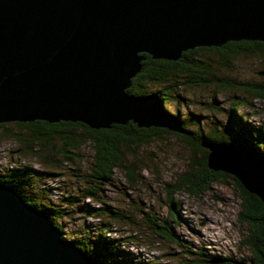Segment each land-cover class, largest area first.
Returning a JSON list of instances; mask_svg holds the SVG:
<instances>
[{"label": "water", "instance_id": "water-1", "mask_svg": "<svg viewBox=\"0 0 264 264\" xmlns=\"http://www.w3.org/2000/svg\"><path fill=\"white\" fill-rule=\"evenodd\" d=\"M241 40L264 42V0H0V123L99 129L132 121L184 134L156 93L126 91L140 54L175 61L189 49ZM202 145L210 169L234 175L264 201V169L244 146ZM0 264L99 263L0 184Z\"/></svg>", "mask_w": 264, "mask_h": 264}, {"label": "trees", "instance_id": "trees-1", "mask_svg": "<svg viewBox=\"0 0 264 264\" xmlns=\"http://www.w3.org/2000/svg\"><path fill=\"white\" fill-rule=\"evenodd\" d=\"M212 50L222 53L228 60L240 52L264 53V42L241 40L229 41L220 47H196L183 52L175 61L155 59L147 53H141L143 57L141 69L131 78L126 91L133 96L156 93L162 103H170L178 102L182 98L178 92L181 85L192 88L211 84L219 88H228L236 82L219 79L220 77L211 70L208 61L202 59L203 52ZM243 83L237 84L248 92H253L257 97L264 98V83ZM172 114L182 121L186 133L162 127H138L132 121L123 125L113 123L108 128L99 129L72 121L11 122L19 129L27 131V134L17 137L20 143L19 152L38 158L40 162L54 170L59 169L64 162L76 163L75 151L87 142L93 150L92 162L84 173L80 167L75 169L76 172H80L77 176L82 183L76 190L69 191L67 195L63 194L61 202L50 197L51 189L43 186L44 183L38 184L40 177L37 178L30 167L1 168L0 184L12 186L28 205L46 212L54 227L61 232L62 238L72 242L97 263L154 264L152 261L145 262L123 247L126 238L110 235L113 223H118L129 216L109 205L101 193L103 186L111 183L113 172L118 167L125 166L127 176L134 181V164L125 165L124 148L128 149L131 145L143 146L154 139L161 140L163 133L174 134L182 139L191 151V156L188 158L187 168L176 175L172 191L175 193L184 190L192 195H198L208 190L210 184L217 181L225 182L226 178L230 177L242 199L237 217L244 230L242 242L251 249L255 264H264V201L256 193L246 189L234 175L210 169L207 165L209 150L202 145L215 142L244 146L252 159L264 169V126L250 125L247 118L236 114L234 107L231 108L225 124L220 123L207 129L201 126L199 115L191 113L183 118L179 113ZM5 125L0 123V127ZM60 174L62 173L52 171L48 173L52 177ZM86 199L95 201L98 205L93 206L85 202ZM169 202L171 209L177 211L176 203L171 199ZM76 212L99 218L101 221L95 225L86 224L75 235H68L64 230L65 223L61 220ZM104 218L107 220L104 221ZM143 218L146 226L159 237L171 242L179 241L171 227V222L175 221L157 220L148 213H144ZM187 252L193 253L191 250ZM193 254L204 257L200 259L196 257L197 260L192 261L195 264H232L228 256L219 258L203 251ZM211 260L222 261L213 263Z\"/></svg>", "mask_w": 264, "mask_h": 264}, {"label": "rangeland", "instance_id": "rangeland-1", "mask_svg": "<svg viewBox=\"0 0 264 264\" xmlns=\"http://www.w3.org/2000/svg\"><path fill=\"white\" fill-rule=\"evenodd\" d=\"M202 59L208 61L219 79L236 83L228 88L211 84L192 88L181 85L178 92L182 98L178 102L162 103L166 110L179 113L183 118L191 113L199 115L201 126L207 129L225 124L234 107L236 114L247 118L250 125L264 126V98L237 84L264 83V75L258 74L264 70V53L240 52L227 60L222 53L212 50L203 52ZM4 123L6 125L0 127V169L30 167L37 178L40 177L38 184L44 183L43 186L51 189L50 197L55 201L61 202L63 194L77 189L82 182L77 176L80 172L75 169L80 167L84 173L92 162L93 150L89 142L75 151L76 163L64 162L54 170L38 158L19 152L17 137L27 134V131L11 122ZM124 151L125 165L134 164V181L127 176L125 166L118 167L113 172L111 183L104 185L101 193L109 205L129 216L113 223L110 232L113 237L126 238L123 247L145 262L154 264H195L193 260L204 258L193 254L199 251L219 258L228 256L232 264H255L251 249L242 242L244 230L237 220L242 199L230 177L225 182L210 184L208 190L198 195L184 190L174 193L172 186L176 175L187 168L191 156L182 139L163 133L161 140L154 139L143 146L131 145ZM249 161L257 165L253 159ZM50 171L62 174L52 177L48 175ZM170 199L176 203L177 211L171 209ZM85 202L98 205L90 199ZM144 213L157 220L175 221L171 222V227L179 241H167L155 234L146 226ZM100 221L80 212L61 220L68 235H75L86 224L95 225Z\"/></svg>", "mask_w": 264, "mask_h": 264}]
</instances>
